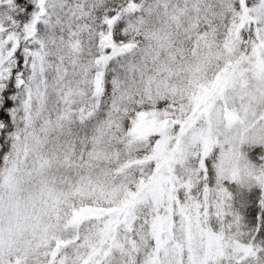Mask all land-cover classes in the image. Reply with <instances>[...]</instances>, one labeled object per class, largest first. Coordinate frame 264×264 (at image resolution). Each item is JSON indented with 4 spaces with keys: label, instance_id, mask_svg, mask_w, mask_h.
<instances>
[{
    "label": "snow or ice",
    "instance_id": "1",
    "mask_svg": "<svg viewBox=\"0 0 264 264\" xmlns=\"http://www.w3.org/2000/svg\"><path fill=\"white\" fill-rule=\"evenodd\" d=\"M232 183L264 208V0H0V264H264Z\"/></svg>",
    "mask_w": 264,
    "mask_h": 264
},
{
    "label": "trees",
    "instance_id": "2",
    "mask_svg": "<svg viewBox=\"0 0 264 264\" xmlns=\"http://www.w3.org/2000/svg\"><path fill=\"white\" fill-rule=\"evenodd\" d=\"M247 150V149H245ZM215 183V177H213ZM229 190L233 193V211L242 217V223L246 230L255 232L260 228V238H264V208L259 205V189L251 190L237 184H229ZM214 226L218 227V225Z\"/></svg>",
    "mask_w": 264,
    "mask_h": 264
}]
</instances>
